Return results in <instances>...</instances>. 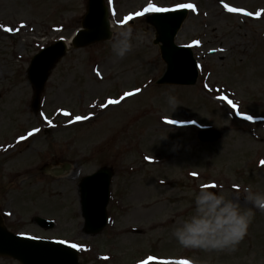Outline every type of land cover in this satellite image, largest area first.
I'll return each mask as SVG.
<instances>
[{"label": "rangeland", "instance_id": "rangeland-1", "mask_svg": "<svg viewBox=\"0 0 264 264\" xmlns=\"http://www.w3.org/2000/svg\"><path fill=\"white\" fill-rule=\"evenodd\" d=\"M107 1L113 30L133 26L147 42L115 62L109 41L71 47L50 73L36 111L30 62L42 48L73 36L87 0H0L5 225L18 235L76 244L88 264H178L190 258L264 264V210L243 194L244 186L264 193V0ZM149 2L166 8L193 4L176 41L194 49L200 72L195 86L156 83L166 65L146 20L150 13L135 15ZM225 4L241 11L229 12ZM169 94L177 98L175 110L166 102ZM242 113L254 119L239 118ZM77 115L85 119L76 121ZM213 129L223 132L217 142L199 139L200 131ZM65 162L74 166L64 177L41 172L46 164ZM103 167L113 171L108 224L100 234L86 235L79 186ZM202 187H222L253 211L233 252L183 249L172 236ZM37 217L56 225L43 229ZM0 264L20 263L0 256Z\"/></svg>", "mask_w": 264, "mask_h": 264}, {"label": "water", "instance_id": "water-1", "mask_svg": "<svg viewBox=\"0 0 264 264\" xmlns=\"http://www.w3.org/2000/svg\"><path fill=\"white\" fill-rule=\"evenodd\" d=\"M188 15L186 9L170 13H156L148 17V23L156 30L154 43L159 46L161 57L167 69L160 85L174 84L193 86L198 79V63L194 59L190 47L176 45L175 38ZM111 24L108 8L104 0H88L87 13L82 21L81 29L73 39L76 49L85 48L91 44L110 39ZM68 51L67 44L60 40L54 45L42 50L32 60L28 69V80L34 88L32 108L38 110L41 93L59 60ZM221 132L204 131L200 137L204 142L219 139ZM71 169L70 164L61 167L45 166L43 171L54 176H61ZM111 171L101 169L87 176L81 183V210L87 234L100 232L107 224L106 207L110 197ZM40 227L51 229L52 221L38 218ZM0 256L9 257L20 264H82L79 253L71 247L58 242L33 240L11 233L4 225L0 215Z\"/></svg>", "mask_w": 264, "mask_h": 264}, {"label": "clouds", "instance_id": "clouds-1", "mask_svg": "<svg viewBox=\"0 0 264 264\" xmlns=\"http://www.w3.org/2000/svg\"><path fill=\"white\" fill-rule=\"evenodd\" d=\"M146 42V34L140 30L134 31L133 26L113 30L109 39L113 62L123 59ZM166 102L171 110H175L178 104L177 98L171 94L166 96ZM243 194L245 202L264 210V193L244 186ZM252 217V209L243 207L239 196L230 197L222 187L216 191L202 187L193 194L192 212L173 228L172 236L183 249L230 253L235 251L246 235ZM189 264L208 262L190 258Z\"/></svg>", "mask_w": 264, "mask_h": 264}, {"label": "snow or ice", "instance_id": "snow-or-ice-1", "mask_svg": "<svg viewBox=\"0 0 264 264\" xmlns=\"http://www.w3.org/2000/svg\"><path fill=\"white\" fill-rule=\"evenodd\" d=\"M224 7H225L229 12H238V11H241V9L234 8V7H229L227 4H225ZM180 8H189V9H192L193 11H195V8H194L193 4H191V3H187V4H185V3H180V4H177V5L175 6V8H166V7H157V6H155L154 4H152L151 2H149L148 5H147V7H145V8L143 9L142 12L138 11V12L135 13V15H136L137 17H140V16H143L144 13H170V12H174L176 9H180ZM256 15H257V16H260V13L257 12ZM129 19H131V16H127V17H125V20H129ZM4 31L7 32V31H10V29H8V28H4ZM194 43H198V42H194ZM108 103H109V104H114V103H117V102H116V101H113V100H109ZM229 103L232 104L231 101H229ZM102 106H103V105H102ZM232 107L235 108L236 105H235V104H232ZM64 115L67 116L68 113L65 112ZM245 118H246V119H251L252 117L248 116V117H245ZM82 119H85V117H81V116H79V115H77V116L75 117V120H76V121H80V120H82ZM49 123H51V122H49ZM169 123H175V122H174V121H169ZM31 135H33V133H32V132H29V133H28V136H31ZM23 138H24V137H21V139H23ZM262 163H264V162H262ZM60 243H63V241H60ZM71 247H72V248H77V245H76V244H72ZM178 264H189V261H179Z\"/></svg>", "mask_w": 264, "mask_h": 264}, {"label": "bare ground", "instance_id": "bare-ground-1", "mask_svg": "<svg viewBox=\"0 0 264 264\" xmlns=\"http://www.w3.org/2000/svg\"><path fill=\"white\" fill-rule=\"evenodd\" d=\"M22 24H24V23H22ZM4 28H5V27H3V30L1 29V31H3V32L7 33V34H10V33H11L12 30H11L10 28H8V29H10V31H7V32L4 31ZM67 44H69V41H67Z\"/></svg>", "mask_w": 264, "mask_h": 264}]
</instances>
